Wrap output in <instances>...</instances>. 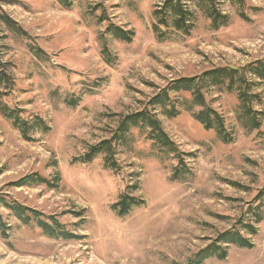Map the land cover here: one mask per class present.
Segmentation results:
<instances>
[{"label":"rangeland","instance_id":"obj_1","mask_svg":"<svg viewBox=\"0 0 264 264\" xmlns=\"http://www.w3.org/2000/svg\"><path fill=\"white\" fill-rule=\"evenodd\" d=\"M167 1L0 0V200L36 214L0 203V264H189L212 246L226 257L203 264H264V79L250 73L264 66V0H176L189 34L160 23ZM222 68L240 78L202 93L227 141L196 120L189 92L152 106L172 82ZM145 112L175 152L144 124L120 139ZM231 230L251 247L219 243Z\"/></svg>","mask_w":264,"mask_h":264},{"label":"trees","instance_id":"obj_2","mask_svg":"<svg viewBox=\"0 0 264 264\" xmlns=\"http://www.w3.org/2000/svg\"><path fill=\"white\" fill-rule=\"evenodd\" d=\"M193 0H190L188 2H191ZM210 12V11H209ZM157 16H161L160 23L163 26H168L167 19H169L171 16L173 19V27L178 30L182 31L185 34H189L190 30L192 29V17L193 13L191 10H189V7L187 4H182L180 1L176 0H169L167 1L163 8L157 13ZM213 22L214 25L217 26L219 22V19H223L225 23L226 18L223 16L211 12V15L209 16ZM191 23V24H190ZM112 27V28H111ZM110 31L118 37L120 40L130 42L131 38L129 35H132L129 32H124L118 27L111 26ZM239 70L237 69H228V68H222L217 69L214 71H211L207 74H205L202 78L198 79L200 80L199 83H197V79H181L177 82H172L170 86L162 91L158 96L152 100V106H160L165 108L167 106V103L170 100L169 94L171 92L173 93H179V92H189L192 94L193 97V104L195 106H199L202 108V112L198 113L195 118L198 122H200L206 129H213L216 130L219 137L223 141H227L229 139V135L226 134L225 130V124L224 120L213 110H211L205 102L204 95L202 91L205 88L208 87H222L227 82L228 86L233 87L232 85L236 81V79L239 77ZM250 73L257 78L264 79V66L259 65L257 67H253L252 70H250ZM240 78V77H239ZM202 80V81H201ZM6 110V109H5ZM175 111V110H173ZM168 111L167 113L170 115H175L176 112ZM5 111L6 115L10 117L14 125H16L18 128L23 131L25 134V129H28V123L25 121H22L19 116L15 117L13 116V112ZM250 115V111L248 113ZM252 123L254 120H251ZM37 125V127L42 126L44 129H47L45 124L43 122H40L38 120H35L34 123ZM139 124H144L148 128L151 129L152 133V139L156 141L158 144H160L162 147L170 149L172 151L174 150V146L172 143H170L167 135L164 133V131L161 129L160 123L155 118L154 115H151L148 112L145 113H137L132 116H128L124 119L122 123V127L119 130L120 133V139L123 137L124 133L127 131V128L130 127H137ZM33 125V126H35ZM257 127V126H253ZM102 151H108V153L111 151L110 143L106 142L105 144H102L101 146L93 149V154L95 155L98 152ZM90 156L87 157V161H90ZM0 203H2L4 206L12 209V211L19 217L20 219H27L30 220L31 216H29V213H32V215L36 216L34 212L31 210H27L26 208H23L18 205H9L6 201L0 200ZM256 223L261 222L260 216L257 217V220H255ZM41 223V227L45 229L46 231H52L51 228H49L46 224L43 222ZM2 225L0 220V226ZM242 229H244L249 234L253 235L256 233V229L248 223L243 224ZM221 244H224L226 246L234 245L240 248H249L251 247V244L249 240H247L245 237H243L238 230H231L229 232H226L222 234L220 242ZM216 257L218 259H225L226 253L225 250H222L219 246H212L210 249L201 251L199 254L194 256V258L189 262V264H203L207 259Z\"/></svg>","mask_w":264,"mask_h":264}]
</instances>
